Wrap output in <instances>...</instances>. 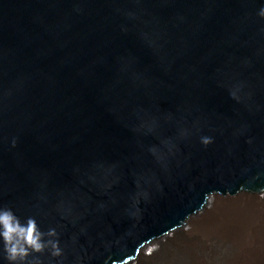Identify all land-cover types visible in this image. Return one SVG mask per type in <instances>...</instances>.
<instances>
[{"label":"water","instance_id":"95a60500","mask_svg":"<svg viewBox=\"0 0 264 264\" xmlns=\"http://www.w3.org/2000/svg\"><path fill=\"white\" fill-rule=\"evenodd\" d=\"M261 8L0 0V209L44 245L0 237V264H189L157 246L210 200H264Z\"/></svg>","mask_w":264,"mask_h":264},{"label":"bare ground","instance_id":"6f19581e","mask_svg":"<svg viewBox=\"0 0 264 264\" xmlns=\"http://www.w3.org/2000/svg\"><path fill=\"white\" fill-rule=\"evenodd\" d=\"M214 200H210L208 205ZM229 209L219 210L222 213L212 216L208 208L207 216L186 225L200 238L202 250L217 256L215 264H264V200L253 199L251 204ZM178 250L188 254L189 264H206L201 262L200 255L194 252L189 241L181 242ZM147 251L151 256L139 259L137 264H150L158 259L157 250L152 248ZM166 255L163 254L158 264H169V254Z\"/></svg>","mask_w":264,"mask_h":264},{"label":"clouds","instance_id":"9594fccd","mask_svg":"<svg viewBox=\"0 0 264 264\" xmlns=\"http://www.w3.org/2000/svg\"><path fill=\"white\" fill-rule=\"evenodd\" d=\"M264 15V8L260 9ZM53 230H50V233ZM40 232L36 229L33 220L29 219L26 225H21L9 209H0V237L3 238L5 249L10 260L17 257L23 259L28 249L40 251L44 246L40 241ZM53 254H58L59 249L52 244Z\"/></svg>","mask_w":264,"mask_h":264},{"label":"rangeland","instance_id":"374dc122","mask_svg":"<svg viewBox=\"0 0 264 264\" xmlns=\"http://www.w3.org/2000/svg\"><path fill=\"white\" fill-rule=\"evenodd\" d=\"M252 202H253L252 198L237 197V198H235V199H233V200H231V201H229L227 203L222 204V198H220V199H215L213 204L207 205V206L210 209V211H212L209 214L212 213V216H213V214L216 215L217 213H222L220 211H223L224 209L226 210V209H229L230 207L232 208V207H235L237 205H243V204L247 205V204H251ZM211 207H213V208H211ZM212 209H214V211ZM187 229H188L189 233L170 235V241L164 242V243L158 245L157 249H161V247H165L166 248L168 246L169 247H178L179 248V244L181 242L189 241V244L193 248L194 252L197 253L198 256L200 255L199 257L201 259V262L206 263V264H215V262L217 261V256H214V255H211V254L209 255L205 250H202L203 246L201 247L200 238H198V236L196 234H194V232L191 231L190 227L187 226ZM165 248H163V249H165ZM183 253H185V252L183 251ZM155 261L156 260L151 261L150 263L158 264V262L155 263ZM133 264H137V263H133Z\"/></svg>","mask_w":264,"mask_h":264}]
</instances>
